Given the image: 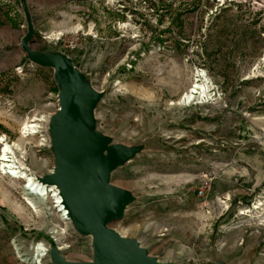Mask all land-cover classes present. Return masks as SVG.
Wrapping results in <instances>:
<instances>
[{
  "label": "rangeland",
  "instance_id": "rangeland-1",
  "mask_svg": "<svg viewBox=\"0 0 264 264\" xmlns=\"http://www.w3.org/2000/svg\"><path fill=\"white\" fill-rule=\"evenodd\" d=\"M28 23L30 48L65 54L96 91L108 147L132 149L109 180L133 198L109 227L162 263L264 264V0H0V151L41 181L59 89L21 48ZM6 170L0 264H36L37 243L40 264L54 248L93 261L92 236L51 197L32 211Z\"/></svg>",
  "mask_w": 264,
  "mask_h": 264
},
{
  "label": "water",
  "instance_id": "water-1",
  "mask_svg": "<svg viewBox=\"0 0 264 264\" xmlns=\"http://www.w3.org/2000/svg\"><path fill=\"white\" fill-rule=\"evenodd\" d=\"M22 37V50L36 64L54 70L59 106L52 116L53 171L40 178L59 189L62 206L76 231L92 236L93 261L74 262L51 249L53 264H173L148 256L138 243L109 224L122 217L132 200L127 190L113 185L111 171L132 153L126 146L108 147L109 138L94 129L93 106L98 97L69 57L30 48L32 26Z\"/></svg>",
  "mask_w": 264,
  "mask_h": 264
},
{
  "label": "bare ground",
  "instance_id": "bare-ground-1",
  "mask_svg": "<svg viewBox=\"0 0 264 264\" xmlns=\"http://www.w3.org/2000/svg\"><path fill=\"white\" fill-rule=\"evenodd\" d=\"M199 88L197 83H193L188 91L183 95V99H190L193 93H197V89ZM36 126L31 125V128H35ZM32 133H35L33 131ZM0 161L2 162V168L7 169L5 173L12 175L14 178H20L23 180V185L21 186L23 201L30 206L32 211L37 212L39 210L40 203H45L44 200H47L48 197L52 198V208H55L54 211L58 213V217L62 221H70L69 217L66 214L65 209L62 206L61 196L59 195V189L54 184L47 185L41 181H36L30 174L26 173V170H20L17 166L13 164L11 159L9 158L8 147L4 146L0 151ZM15 188V187H13ZM54 191L53 195L52 192ZM37 196L41 199V201L35 198ZM47 196V197H46ZM54 196V199H53ZM18 249V248H17ZM16 249V250H17ZM31 254L33 260L32 263L40 264L43 256L46 254V247H43L41 243L35 244L31 248ZM19 254V253H18Z\"/></svg>",
  "mask_w": 264,
  "mask_h": 264
},
{
  "label": "built area",
  "instance_id": "built-area-1",
  "mask_svg": "<svg viewBox=\"0 0 264 264\" xmlns=\"http://www.w3.org/2000/svg\"><path fill=\"white\" fill-rule=\"evenodd\" d=\"M78 37H79V35L76 34V35H75V40L78 39ZM199 193H202V190H200Z\"/></svg>",
  "mask_w": 264,
  "mask_h": 264
}]
</instances>
